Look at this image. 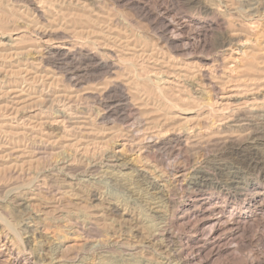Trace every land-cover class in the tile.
I'll use <instances>...</instances> for the list:
<instances>
[{
	"label": "rangeland",
	"instance_id": "rangeland-1",
	"mask_svg": "<svg viewBox=\"0 0 264 264\" xmlns=\"http://www.w3.org/2000/svg\"><path fill=\"white\" fill-rule=\"evenodd\" d=\"M54 1L55 2H53V0L52 1L48 0L46 2L47 10L50 9V11L46 10V16L50 19L55 18V16L56 18H60L63 13L67 15L65 16L62 15L61 18L62 22H64L65 20L66 24L68 23L70 24L69 22L70 19L68 17L70 16L72 17L71 23L72 21H74V16H72L74 12L71 11L74 10L76 11L75 13H80L82 11L80 10V8L77 9L76 5L70 4L68 2L67 3L69 5L68 4L64 5L63 3V7L66 6L65 8L67 10L71 9V7L73 8L71 11L70 10L67 11L65 8L62 7V5H60L62 4V1H58L59 4H57V0ZM97 1L101 2L102 4H99ZM11 2L13 5L11 4ZM48 2L52 4L53 3L56 4L54 5V7L55 8L57 7V9L54 8L55 9L54 10L53 5L52 4L49 5ZM96 2L95 4H93V6L92 4L88 5L89 9H96V10L99 9L100 12L103 11L107 13L110 12L113 14L115 13L116 14L115 17H118L117 19L120 20L119 22L122 23V24L118 23L119 27L121 25L120 27L121 31L118 26H117L118 29L117 28L116 29L122 33L123 32L125 34L128 33L131 36L134 35L132 40H134V44L137 46V48L141 46L140 45L141 43L142 45H144L143 43L146 44L148 43V45L151 47L153 46L155 48L157 47L154 53V57H157V59H155L154 62L157 61L160 65L164 64L165 67L170 66L169 64L170 62L171 64L174 62L172 65H175L177 62H181V63L191 62L197 64L198 62L199 63L201 62L203 65L205 64L206 66L209 64L211 66L212 65L215 66L212 67L213 69H215L214 71L215 73L213 75L214 77L213 81H217L216 83L218 84V88H219L217 89L218 90L217 92L216 91L215 93L212 92L209 89L207 81L205 80L206 82L205 83L203 81L204 79L198 77L199 75L196 74L195 77H192L190 79L192 81L188 79L189 82L196 83L191 85V87L190 85H187L189 87L188 88L187 86H185L186 84H184L185 87H182V85L180 84L182 87L181 88L177 84L180 87V90L178 86H174L173 87L174 89L171 92L168 91L169 92L168 93L166 91V94L168 93L169 99L170 98L172 99V100L168 99L169 100L168 101L167 100L168 97H165L167 96L166 94L165 96L162 94L163 96L162 98L159 91H157L158 94L157 92L155 93L156 91L155 86H152L153 89L155 88L154 90L148 86L151 83H153V81L151 80L152 78L156 83H158L157 77L159 75L158 73L157 75L152 73L157 69L155 70L154 69L155 67L152 66L151 63H149L150 60H143V58L135 56L134 58L136 60L138 58L136 62L133 57L131 60L130 58H127V56H125L124 58L131 60V62L135 61L132 64L127 59H126L127 61H124L125 63L122 60L124 58L121 59L122 61H120L119 64H122L121 62H123L125 66L128 67V69L130 68V71L128 72L127 70L125 71V69L127 68L124 67L123 69L124 65H120L121 66L120 69L124 70L123 71L124 74L121 72V76L119 75L118 79L121 80L122 78H124L123 77L124 75H129L131 73L129 77L130 79L132 78L131 80H133L134 82H137L138 80L139 81L144 80L143 82L138 81L139 84H137L138 82L134 83V85L136 84L135 85L136 87H134V85L132 86L133 81L130 83L131 85L129 86H131L132 89L139 87V89L138 88L136 89L137 91L131 89L134 92V94L136 93L135 95L133 94L134 96L133 99L136 100V101L133 100V102L140 107V110L143 108V112L146 113L147 111L148 114L149 113L150 115L153 114L152 115L153 117L155 116L158 117L160 115V117H158L159 120L161 118L163 119V117L167 118V121L166 120L164 121V119L160 120L161 123L162 122L163 124L165 123L164 125H162V129H163L162 134L164 135L167 134L169 131H172L174 127L178 128L180 126L193 123L192 121L196 119L194 118V113H195L194 110L198 109L202 105H203L202 107H204L205 109L206 104L211 103V101L215 102V104L221 103L224 106H226L227 104L228 105L231 104L234 105L233 103L238 104L243 100L248 101L251 100V98L252 100L253 99L262 100V98L264 99V70H262L264 69V0H189V1L184 0V2L180 4H177L175 0H139V2L146 4V6L155 9L157 12H160L163 9V7H166L167 5L169 10V15H171V17L173 18L175 17L174 19L178 20L179 22L185 23L184 27L186 28L184 30V33H182V36L185 38L184 41L186 45L183 43L184 41H181L179 45L182 46V48H186L187 50L184 49L186 51L182 53L178 52L180 54L172 53L170 51L171 50L170 48L162 46L164 44L157 38L158 35L154 32L156 30L150 27L151 25L149 22L150 20H147L145 17L136 13V8L134 6L129 5L126 2H122L121 5L115 4L112 0H102V1L96 0ZM14 4L17 8L14 7ZM111 4L115 7H113ZM58 5L61 6L59 7L60 11H58L59 14L61 13L60 17H58V13H57V10H59ZM106 8L109 11H106L107 10ZM17 9H19L17 4L13 3L12 0H0V20L4 19L3 24H5V27L3 25L4 27L3 30L7 31V29H5L6 26L7 28L10 29L12 25L11 20L13 19H14L13 24L16 26L19 22L21 25H23L24 20L29 21L30 19V17H28L29 14L28 13L26 14L25 13L26 11H22L23 12L22 13L20 9H19L20 11ZM63 9L66 11L63 12ZM15 12L17 13L15 14ZM18 15H20L18 17L20 19L16 18V16ZM21 15L23 18L21 17ZM25 15H27V18L25 17ZM183 16H185V18H183ZM180 17L182 18L180 19ZM66 18H68L69 20H67ZM78 18L79 20H84L83 17L82 19H80V17ZM15 20H17L18 22H16ZM126 24L128 26L127 28H126ZM26 27L28 29L30 28L29 26ZM233 27L234 29L236 28L237 32L241 34L239 36V39H237V37L233 35L231 36V38L229 37V40L231 42L226 43L224 46H222L221 42L223 40V37H225L224 34L225 29L231 30L233 29ZM12 28H14L13 25L11 27V31ZM9 29L8 32L10 33L11 31ZM28 29H26L25 31L29 32L30 29L29 30ZM27 32L21 33V34H26L23 35L24 38L22 37V41H17L19 42L18 46L19 47L21 46V49L22 47L24 49L25 46H26L25 48H29L31 44L33 45L34 43V42L32 43V40L30 41L28 40V38H26L28 35ZM129 32L132 33L130 34ZM136 35H138L137 36L138 41L135 37ZM156 38L158 39V41ZM0 40L3 42L2 45L0 41L1 43L0 60L1 59L3 60L4 57H6V59H4L6 61L1 60L0 65L1 63L8 64L10 62L19 64L22 61L23 63L26 62L29 65V62L27 60L31 59L30 53L28 54L29 56H26L27 55L26 53H24V55L20 53L21 55H23V56L20 55L21 58L19 57L18 53L15 56H13L12 55V53H14L13 51H18V52L21 51V49L17 45H15L16 42L14 43L10 42V40L1 37ZM150 42L153 43V46L152 44H150ZM8 43H10V45ZM11 44L13 47L11 46ZM160 45L162 47L161 50L159 49L160 47L158 48V46ZM17 47L19 48L18 50ZM8 49L11 50L10 54L12 55V57L11 55L8 54V52H10ZM166 50H168L169 53ZM160 52L163 54L161 55ZM4 53L7 56H5ZM2 55H4V57ZM24 56H26L25 59L26 58L29 59L25 61L23 58ZM7 57L9 58L8 60ZM171 57L174 58V60ZM169 58L172 59L173 61L170 60ZM17 60L18 61L20 60V62H17ZM128 61L129 63H127ZM143 61L144 63L147 64H143ZM165 61L167 62V64H165L166 63ZM141 62L144 66L148 68V70L146 69V67H143V70H141L143 66L141 65ZM128 64H130V66H128ZM134 64H139V65H137L138 66L137 67ZM133 66L137 68H134ZM52 67L54 68V70L52 69ZM0 68L3 70L1 71L0 69V83H1L0 89L2 90V89H6L7 88L6 86L10 85L9 81L12 80V76L10 74V71L4 72V69L7 70V68L9 67L7 68L0 67ZM131 68L132 70L133 69L135 70L131 71ZM150 68H153L154 71H149L151 70ZM44 69L45 71L39 70L38 72H36L37 75L36 73L34 74L36 75V79H34L35 77L34 75H32L33 76L32 83L36 82L35 80H38V84L37 82L35 83L37 86L35 84L30 85L31 84L30 83L25 88H28L27 90L28 93L30 92L28 96L33 95V97L35 98L37 97V94H41V95L43 94V96H45V100H44L45 103H41V105H38L39 102H36L34 98H30L32 96H30L29 97L30 100H28L29 99L28 97H25L23 95L18 97V94L16 96L15 95L9 96V94L5 96L6 93H4V95L2 96L0 95L1 116L8 115L9 119L7 121L11 123L10 125H13L15 127V125L17 124L16 128L20 126L18 128V131H20L21 133L23 132L22 134L19 132V135L18 136L16 135L19 138L14 137L15 140L12 138L8 139L9 138L8 136L7 138L6 136H3V134L0 133V139L3 137L0 141L4 140L9 142L8 144L2 145V147H0L1 148L0 226L3 227V228L0 227V232L3 231L2 233H4V235L7 237L9 244L8 247L10 250V251L4 249L1 250L3 252L0 253V264H14L15 258L20 259L15 264H181L178 258L173 255V251L176 250L180 245L178 237L184 239L188 238L191 241L188 245L189 247L191 246L192 248L198 246L196 242L200 238H203L202 231H198L195 234L191 233L188 231V229L184 228V224L180 223L181 226H171V230L174 233L175 232L176 233L174 235L175 239H172V241H170L169 244L168 243L166 244L164 241H162L160 236L159 238H156L158 237L157 235H155L156 237L153 235L150 236L151 235L150 230H152L151 231L152 234L154 231L153 228L154 221H155V226H157V224L159 223L161 224L160 220L162 219V216L160 215L161 213L159 211H155L156 208L154 209V211H152L151 208L152 204H150L147 201L146 195L143 193L145 191L147 192L146 185L141 183L139 180H136L137 179L136 175L132 173H136L138 169H140L142 166H146V168L151 172L150 174H153L151 176H156V178L157 175L159 177V174L163 173L162 175L166 176V178L164 177V179H167V176L169 178L171 174L167 175L168 173L164 171L165 169L163 168V166L157 163L156 160L151 159L144 153L141 154L138 152L137 154V149H135L137 147L136 145H133L135 142L131 141L133 140V138L130 136V133L127 132V130L130 129L129 125L132 127L133 122L132 124L131 121L125 123L126 125H128L127 128V126H125L124 123L122 124V122L117 118V116H115L114 113H111V115H109L108 118H106L104 121H101L100 119L101 112L105 109L106 105L104 104L101 105V102L92 101L90 98L86 97V94L84 92L89 91L92 88V86L93 88L94 86L97 87L98 86L97 84L99 83L101 84V81H105L104 78H102L101 80L100 78L101 75H100V77L96 78L95 80L96 82L93 80L94 81L93 83L96 84L95 85L91 82V78H92L91 75L94 76V74L90 75V73H85L84 75V73H80L81 74L80 80L82 81V83L79 86H77L78 90L76 92L73 91L72 94L74 96L73 99L75 101L72 103H67L66 102L67 100L64 97H60V95L62 96L63 93V96H68V94L72 92L71 91L72 88L69 82H66V79L62 74L63 68L61 67L62 69L61 70L59 68H56L55 66L52 65L49 66V64L48 65L46 64L44 66ZM139 69L142 72L139 71ZM145 69L147 73H150V75L146 73ZM121 70H119L117 73L120 74ZM51 71L53 74L52 73L49 74L54 75L53 76L54 78L53 77L50 78L52 75L50 76L45 73ZM6 72L7 75L9 72L8 76L6 74H3ZM38 73L41 75H39ZM137 73H140L139 74L140 77L143 76V73L145 75L143 78H139V76H137L139 79H136L135 74ZM132 74H134L135 76H133ZM148 75L150 77L152 75L153 76L150 79ZM147 77L150 79V82L146 80ZM85 78L87 82H85ZM53 79L55 80L54 86L56 87L52 86V84H54ZM88 80H90L89 83ZM145 82H148L149 84ZM155 84H151V85H155ZM139 85L142 86L141 88L143 89H141ZM220 85L222 87H220ZM238 87L240 88L238 89ZM150 88L152 91L150 90ZM193 88L194 89L197 88L196 90H198L199 93L198 92H196L197 94L193 93L194 92ZM181 89H186V91H188L187 93L191 94L193 97L190 98L184 97L186 92L182 91ZM142 90L143 92L140 94V91ZM137 92L139 93L138 96H137ZM56 93L59 97V98L57 97L59 100L56 98ZM142 94H144L143 95L144 97L142 96L141 98ZM46 96L50 98V100L46 98ZM147 96L149 98H147ZM20 97L21 98L25 97L22 99L24 103L23 101L22 102L20 101L21 100ZM139 97L141 98V100ZM171 104L173 105L175 104V106ZM185 107L186 108L190 107L191 110H189L190 109L189 108L187 109L188 110L187 111L185 110L186 109ZM192 107L193 108L195 107V109L193 110ZM15 108L17 109V111ZM18 109H20L21 111ZM152 110L153 112H151ZM14 111L16 113H14ZM37 113H38V117H37ZM40 113L44 114V117L42 115L39 116ZM163 113H165V115ZM167 115H169L170 118L173 117V119H170ZM186 116L187 117L189 116L188 117L189 120ZM19 118H21L22 121L20 120L19 122ZM45 118L46 119L48 118L47 119L48 121ZM10 119L13 120L10 121ZM61 120L64 121L62 122ZM171 121L172 122L174 121L173 124ZM197 121L198 120H195L194 122L197 123ZM21 122L23 123L21 124ZM37 122L41 123L42 125L38 124ZM43 122L46 125H44ZM166 123H169V125ZM170 123L172 125H170ZM35 124H38V126L41 125L42 127H38ZM21 125H24V127L23 126L21 127ZM32 125L33 127H35V129L33 127L31 128ZM100 126L101 127L104 126L103 128L105 129L107 128L105 130L107 131L106 134H108L106 135L107 136L106 138H109L111 135L113 138L115 136L118 137V138L115 137L114 139L107 141L108 142L107 146L110 148H106V145L105 147H103L104 145L103 146L101 145L100 139L102 133ZM43 129L45 130L44 133H42V131H44ZM34 130L39 132V134L41 133L40 136ZM26 131H27L26 133L27 135L25 134ZM114 134L115 136H113ZM21 135L22 137L24 135L25 136L21 139L20 137ZM42 136H44L43 139H48L46 140L47 142H45V140L42 141L43 140ZM84 136L86 137V139ZM124 136L125 138L127 136L128 137L127 139H129L130 141L127 140L126 146L122 149V151L125 153H123L122 151L120 153V151H116L118 147L120 148V146H116L115 142L111 144V142L116 141L117 139H123ZM243 136L244 134L242 133L240 140H243L245 138V137L243 138ZM91 137L93 142L91 141ZM51 139L55 140V142L52 141ZM253 139H248V138L244 139V142H242L244 143V146H241V148L238 145H234L233 142L236 143V141H233L232 143L227 142L226 144H221V145L218 144L219 146L216 143L214 144L212 143L213 146L208 147L209 149H207V151L202 152L203 155L202 153L201 154L199 153V156L198 154H195V158L193 159V161H188V162L184 160L181 154L174 153V155H172L171 161L176 162V164L182 167L184 165L185 173L182 180L183 182L190 181L192 178L193 169L202 166L203 164H205L206 161H209L210 164L212 165L221 162L224 163L223 166H225L226 170L238 172L235 175L236 178H234V181L237 184L244 186V184L247 183L248 187H258L260 189H263L264 163L259 162L255 168L250 170V172L246 170V165H247L246 161L248 163L249 161L264 160V136L263 138L255 137ZM14 142L16 143L14 144ZM72 143L74 145H72ZM3 146L7 148L9 147L13 148L14 146L18 148V150L22 149L23 151H25L26 152L25 156H22L23 158L22 162L19 161L17 162L18 164L15 163L14 156L10 155L11 148L8 149L9 150L8 151L7 148H4ZM4 150H6L7 152H5ZM112 151L114 153H112ZM31 153L33 157L32 155H30ZM110 154H114L115 156L117 154L118 156L116 158H118L117 160L118 162L109 161L107 155ZM105 155L106 158H104ZM249 156L251 159H249ZM136 157L138 161L137 159H134ZM103 162L105 164H103ZM119 162L121 164L123 162L124 165H120ZM117 163H119V165ZM149 165L153 166L152 168H154L155 170L152 169L151 166ZM241 167L244 168L242 169ZM122 171L125 172L123 173ZM103 172H105L106 174ZM118 172H120V174ZM101 175L103 176L101 177ZM120 175H123V177H121ZM126 175L129 176L131 179ZM139 186L144 188L145 191L142 188L141 189L137 188ZM142 196L143 197L145 196L144 197L145 199ZM178 199L181 203L186 201L185 196H179ZM218 202L220 203V204L218 203V205L222 204L220 200ZM109 205L110 207L108 208ZM111 205L112 206L116 205L118 209L113 210L111 208ZM234 205L237 204L234 203ZM112 210L115 211L116 213H114ZM225 215L227 214L225 213ZM262 216L264 218V214H262ZM129 217H131L130 220ZM156 217L158 219H156ZM249 239L251 241H249ZM160 240L165 244L159 243ZM174 243H176V245ZM202 256H207V253L205 252L204 254H202ZM200 258L202 259L201 262L204 261L203 257ZM208 258L209 260L205 262V264H243L244 262L247 263L252 262V264H264V225L255 223L252 226L251 230L245 234L244 242L238 245L235 249L220 254V256L211 255Z\"/></svg>",
	"mask_w": 264,
	"mask_h": 264
},
{
	"label": "bare ground",
	"instance_id": "bare-ground-1",
	"mask_svg": "<svg viewBox=\"0 0 264 264\" xmlns=\"http://www.w3.org/2000/svg\"><path fill=\"white\" fill-rule=\"evenodd\" d=\"M12 1H13V3L17 4V6L21 10V12L26 11L25 13L29 14L28 17H30V19H29V21L24 20L23 25H21L19 22L17 24V26L13 24L14 19L11 20L12 25L14 27V28H12V31H11L12 25H11L10 29L7 28V26H6L5 29H7V31L3 30L5 27V24H3L4 19L0 20V37L8 39V40H10V42H13V43L16 42L15 45L18 46L19 42H17V41H22L23 35H26V34H21V33L27 32V31H25L26 29H28L26 26H29L30 31L27 32L28 35H27V37L26 36L25 37L28 38V40H30V41L32 40V43L33 42L34 43H33V45L31 44L30 47L27 45L29 48H25L26 47L25 46L24 49H23V47L21 49V46L20 47L18 46L21 49V51H19V52L13 51L14 53L15 52L16 53L15 54L12 53L13 56H15L18 53L19 57L21 55L20 53H22L23 55H24V53H26L27 54L26 56H29L28 54L30 53L31 54L30 60H27L29 58L25 59L26 56L23 57L25 61L27 60L29 62V65L25 61H24L25 63H23V61L21 62L22 65H21V63L17 64V63H13V62L12 63L10 62L8 64L1 63L0 67H2V68L9 67V68H7V70L4 69V72L10 71V74L12 76L13 81L12 80L9 81L10 85L8 83L9 86H6L7 87L6 89H2V90L0 89V95L2 96V95H4V93H6L5 96L7 94H9V96L10 95L16 96L18 94V97L23 95V96L28 97V98L30 96H32L30 98H34L33 95L28 96L30 94V92L28 93L27 92L28 88H25V87L27 85H29L30 83H31L30 85L35 84L36 82L38 84V80H35L36 82L32 83L33 82L32 81V79H33L32 75H34L39 70L45 71L46 68L44 69V66L46 64L47 65L49 64V66L52 65V66H55L56 68H59V69H61V67L63 68V70L61 69L63 72L62 74L64 75L66 82H69V84L72 88V90H71L72 92H70L68 94V96H63V93H62V96L60 95V97H64L67 100L66 101L67 103H72L75 101L73 99L74 96L72 95L73 91L76 92L78 90L77 86H79L82 83V81L80 80V76H81L80 73H84V75H85V73H90V75L94 74V76L91 75L92 78L89 76L91 78L92 83L96 80V78L100 77V75H101V77H100L101 80H102V78H104L105 81H101V84L100 83L97 84L98 85L97 87L94 86V88H93V86H92V88L89 91L84 92L86 94V97L90 98L92 101L101 102V105L102 104L106 105L105 109L101 112V118H100L101 121H104L106 118H108L109 115H111V113H114L115 116H117V118L122 122V124L128 123L130 121L132 124V122H133L132 127L129 125L130 129L127 130V132L130 133V136L133 138V140H131V141L135 142L133 145H136V147H137V148H135V149H137V154H138V152L141 154L144 153L145 155H147L151 159L156 160L157 163H159L163 166V168L165 169L164 171H166V173H168L167 175L171 174L169 176V178L167 176V179H164V177L166 178V176H163L162 175L163 173L159 174V177L157 174H154V175H157V178H156V176H151L153 174H150L151 172L146 168V166H142L141 168L138 167L140 169H138V171L136 173H132V174L136 175V178H137L136 180H139L141 183L146 185L147 192L144 190V188H142L140 186L137 188H140V189L142 188L145 191L143 193L146 195L147 201L150 204H152V207H151L152 211H154V209L156 208L155 211H159L161 213L160 215L162 216V219L160 220L161 224L159 223V224H157V226H155V221H154L153 234L151 232L152 230H150L151 235L150 234L149 235L150 236L157 235L158 237L155 236L156 238H159V236H160L162 241H164L166 244L167 243L169 244V242L172 241V239H175L174 235L176 233V232L174 233L171 230V226H181L180 223H182V224H184V228L188 229V231L191 233L195 234L198 231H202L203 238H200L201 236L199 237L200 239L196 242V244H198V246H196V247H192V248H191V246L189 247L188 244L191 241L188 238L184 239V238L178 237L180 245L179 244H178L179 246L177 245L178 248L176 250L173 249L174 250L173 255L178 258V260L180 261L181 264H205V262H207L209 260V258H208L209 256H211V255H219L220 256V254H223V253H226L232 249H235L238 245L243 243L245 234L251 230L252 226L255 223L264 225V218L262 216V214H264V188L260 189L258 187H248L247 183H245L244 186L239 185L234 181V178H236L235 175L238 173L237 171L234 172V171L226 170L225 166H223L224 163L220 162V163H215L214 165H212V164H210L209 161H206L205 164H203L202 166L194 168L192 171L191 180L188 182H183L182 180H183V176L185 173L184 165L182 167V166L176 164V162L171 161L172 155H174V153L181 154L186 162L193 161V159L195 158V154H198V156H199V153L201 154L202 152L207 151V149H209L208 147L213 146L212 143L213 144L216 143L217 145L218 144L221 145V144H226L227 142L232 143L233 141H236V143L233 142L234 145H238L241 148V146H244V143H242V142H244V139H247V138L253 139L255 137L256 138H258V137L263 138V136H264V99L263 98H262V100H260V99H258V100L253 99L252 100V98H251L252 101L251 100H248V101L243 100V101L239 102L238 104L233 103L234 105H232V104L228 105L227 103H225V104H227L226 106H224L221 103L215 104V102H212V101H211V103H209L210 102L209 101L208 102L209 104L205 103L206 104L205 109H204V107H202L203 105L199 107L200 109L198 107H196V108H198L196 110H194L195 107L194 108L192 107L194 112H195V113L193 112L194 118H196V119H194V121L198 120L197 123L191 120L195 124L191 123V124H186L184 126H180L178 128L174 127V129L170 128V129H172V131H169V129H168L169 132L164 135V134H162V130H163L162 125H164L165 123L164 124H163V122L161 123L160 120L164 119V121L165 120L167 121V118L165 117L166 118L165 119L163 117V119L161 118L159 120L158 117H160V115L158 117L157 116L153 117L152 116L153 114L150 115V113L148 114L147 111H146V113H147L146 114L145 112H143V108L141 109L142 110L141 111L140 107L138 105H136V103L133 102L134 92L132 90L137 91L136 89L137 88L139 89V87L132 89L131 86H129V85H131L130 83L133 81V80H131L132 78L130 79V77H129V75L131 73L130 74L128 73L129 75H124V76L122 75L124 77V78H122L123 80L118 79L119 78L118 76L119 75L121 76V72L124 74V72H123L124 67L127 68V69H125V71L126 70H127V72L130 71V68L128 69V67L125 66L124 61L129 60L127 58H130L132 60V57L134 58L135 56L141 57V58H143V60H150L149 63H151V65L155 67V68L154 67L153 68L155 70L157 69L158 72H157V70L154 71L153 68H150L151 70H149V71H154L152 73L156 74V75H157V73L159 74L157 77L158 80L156 79L158 83H156L153 80V78L151 79V77L153 75L151 77L149 76L150 73H147V71H146V69L148 70V68L143 65V64H147V63H144V61H143V64L141 62V65H143L141 70H143V67H146L145 71L147 74H149L148 77L153 81V83H151V84H155V83L156 84L155 85L150 84L151 85L150 86V85H148L149 84L148 82H145V83H148L147 85L149 87H151L152 89H153L152 86H155V88H156L155 93L157 91H159L162 98H163L162 94L165 96L166 91L171 92L174 89L173 88L174 86L179 85L181 87V85H182V87H185L187 85H190V87H191V85H193L195 82L191 83V82H189V80L192 77H195L196 74L199 75L198 77H201L202 79H204L203 80L204 82H205V80L207 81L209 89L212 92H214V93H215V91L217 92L218 91L217 89H219L218 84L216 83L217 81H213L214 80L213 75L215 73L214 72L215 69H213L212 67H215L214 65L211 66L209 64L206 66L205 64L203 65L201 62L200 63L198 62V64H197V63H191V62L190 63L189 62L188 63H181V62L175 61V62H177L176 63L177 65L176 64L172 65L174 62L172 64L170 62L169 63L170 66L165 67L164 64H163L164 65L163 66V65H160L157 61L154 62V60L157 59V57H154L155 49H157V47L155 48L153 46V43L150 42V44H152L153 47L149 46L148 43L147 44L143 43L144 45H142V43H141L140 44L141 46L139 45L140 47L137 48V46L134 44V40H132L134 35L131 36L128 33H127L128 34L127 35L124 32L123 33L120 32L121 31V28H120L121 25L119 24L120 25V27H119L118 23H121V22H119L120 20L117 19L118 17H115L116 16L115 13H114L115 14L114 15L113 13H110V12H108V13L103 12V11L100 12L99 9L98 10L89 9L88 5L92 4V6H93V4H95L96 0H57V4H59L58 1H62V4H60V5H62V7H63V3H64V5L70 3L73 5H76L77 9L80 8V10H82L80 13H75L76 11H74V10L71 11L73 7H71V9H68V10L65 8L66 6L63 7L67 11L70 10L71 12H74L72 14V16H74V21H72V23H71V19H72L71 16L68 17L70 20L68 18H66L70 22V24L67 22L69 25L66 24L64 19H63L64 22H62V19H61L62 15L65 16L67 14L62 13V15L60 17L61 13L59 14L58 11H60L59 7H61V6H59V5H58L59 10H57V13H58V17H60V18H56V16H55V18L50 19L46 16V10H47V6H46L47 3L46 2L48 0H12ZM99 1H102V0H99ZM112 1L115 4L121 5L122 2H126L129 5L134 6L136 8V13L145 17L147 20H150L149 21L151 24L150 27H152L154 30H156L154 32L158 35L157 38L164 44L162 46L170 48L171 49L170 51L172 53L180 54L178 52L182 53V52L187 50L186 48H182V46L179 45V43L181 41H184V39H185L182 36V33H184V30L186 28V27H184L185 23H181L178 20L174 19L175 17L174 18L171 17V15H169V10H168L167 5H166V7H163V9H162L163 11L161 10L162 12L161 11L157 12L155 9H153L149 6H146V4H144V3L139 2V0H137V1L136 0H112ZM175 1L177 4L184 2V0H175ZM187 1H189V0H187ZM53 2H55V1L53 0ZM98 3L102 4L101 2H98ZM11 4H12V2H11ZM48 4L51 5L52 3L48 2ZM52 5H53V9H54L55 8L54 5H56V4L53 3ZM14 7H16L15 4H14ZM113 7H115V6H113ZM204 7H205V5H204ZM103 8H105V7H103ZM19 9H17V10H19ZM55 9H57V7ZM108 9L106 11H109ZM211 9H212V7H211ZM66 10L63 9V12ZM47 11H50V9ZM71 12H70V14H71ZM16 13L17 12H15V14ZM55 14H56V12H55ZM70 14H68V15H70ZM52 15H53V13H52ZM19 16L20 15L16 16V18H18ZM77 16L80 17V19H82V17H83L84 20H79V18ZM168 16H170V17H168ZM10 17H12V16H10ZM21 17H22V15H21ZM25 17L27 18V15H25ZM25 17H24V19H25ZM52 17H54V16H52ZM181 18L182 17H180V19ZM183 18H185V16H183ZM7 19H8V17H7ZM10 19H12V18H10ZM18 19H20V18H18ZM60 19H61V21H60ZM15 21L18 22L17 20H15ZM63 23L65 24V26ZM3 25H4V27H3ZM117 26L120 28V31L117 30L118 29ZM127 27L128 26L126 24V28ZM8 29L11 31L10 33L8 32ZM224 34H225L226 38L223 37V40L221 42L222 46H224L226 43L231 42L229 40V37L231 38V36L234 35L235 37H237V39H239V36L241 35L239 32H237L236 28L234 29V27L231 30L225 29ZM137 36L138 35L135 36L136 39H137ZM158 39H157V41H158ZM137 41H138V39H137ZM157 41H155V42H157ZM1 43L3 45L2 41H1ZM183 43L186 45L185 41ZM8 44L10 45V43H8ZM12 44H11V46H12ZM185 45H183V46H185ZM18 47H17V50L19 49ZM3 48H4V46H3ZM158 48L161 50V48H162L161 45L158 46ZM184 49H186V50H184ZM9 51L10 52H8V54L11 55L10 54L11 50H9ZM166 51H168V50H166ZM161 52H160V54L162 55L163 53H161ZM6 53H7V50H6ZM158 53H159V50H158ZM168 53H169V51H168ZM4 55L7 56L5 53H4ZM4 55H2V56L4 57ZM9 55H8V57H9ZM12 55H11V57H12ZM23 55H21V56H23ZM125 56H127V58H124ZM8 57H7V60L9 59ZM177 57H178V55H177ZM122 58H124V59H122ZM4 59H6V57H4ZM4 59L3 60L1 59V60L6 61ZM13 59H14V57H13ZM121 59L123 60L124 63L121 62L122 64H119L120 61H122ZM172 59L174 60V58H172ZM172 59H170V60H172ZM185 59H186V57H185ZM131 60H129V61L131 62ZM134 60L137 62L138 58H137V60L134 58ZM160 60H162V59H160ZM129 61L127 63H129ZM135 61H133L131 63L133 64ZM191 61H193V60H191ZM17 62H20V60L19 61L17 60ZM146 62H148V61H146ZM163 63H164V61H163ZM165 64H167V62ZM120 65H124L122 70L120 69L121 68ZM134 65L137 66L139 64H134ZM128 66H130V64H128ZM137 67H134V68H137ZM139 68H140V66H139ZM52 69L54 70L53 67H52ZM119 70H121L120 74L117 73ZM133 70H135V69H133ZM133 70L131 68V71H133ZM141 70L139 69V71H141ZM262 70H264V69H262ZM1 71H3V70L1 69ZM52 71L51 72H45V73L47 75H50L49 73H52ZM140 73H137L138 75L135 74L136 79L144 77L145 74L143 73V76L140 77L139 76ZM3 74L7 75V72L3 73ZM95 74H97V75H95ZM8 75H9V72H8ZM36 75H37V73H36ZM36 75H34V77H35L34 79H36ZM39 75H41V74H39ZM132 75L135 76L134 74H132ZM53 76L54 75H52L50 78H52ZM87 76H88V74H87ZM137 76H139V78ZM148 77L146 80H148L150 82V79ZM154 78H155V76H154ZM197 79H199V78H197ZM53 81H54V84H52V86L56 87V86H54L55 80L53 79ZM89 81L90 80H88V83H89ZM143 81L144 80H142L141 82H143ZM190 81H192V80H190ZM85 82H87L86 78H85ZM137 82L133 81L132 86L134 85V83H137ZM139 82L137 84H139ZM93 84H95V83H93ZM184 84H186V85L184 86ZM135 85H134V87H136ZM221 85H220V87H222ZM3 86H5V85H3ZM144 86H145V84H144ZM141 87L142 86H140V88ZM180 87H179V90H180ZM240 87H238V89ZM32 88H33V86H32ZM71 88H68V89H71ZM151 88H150V90H151ZM188 88H186V89H188ZM141 89H143V88H141ZM186 89H181L182 91L186 92L185 96L184 95L183 96L187 97V98L193 97L191 94L187 93L188 91H186ZM196 89L197 88H195L193 90L194 91L193 93L198 92V90H196ZM198 89H200V88H198ZM246 89H248V88H246ZM62 90H64V89H62ZM30 91H31V89H30ZM142 92H143V90L140 91V94ZM50 93H52V92H50ZM168 93L166 94L167 96H165V97H168ZM138 94L139 93L137 92V96H138ZM157 94H158V92H157ZM143 95L144 94L141 95V98ZM25 97H23V98H25ZM57 97H58V95L56 93V98ZM23 98H21V100H20L21 102L23 101L22 100ZM30 98L28 100H30ZM46 98H48V97L46 96ZM136 98H138V97H136ZM141 98H140V100H141ZM147 98H149V97L147 96ZM6 99H7V97H6ZM48 99L50 100V98H48ZM168 99H169V97L167 98V100ZM12 100H14V99H12ZM34 100L36 102H39L38 105H41V103H45L44 102L45 96H43V94L42 95L37 94V97H35ZM31 101H33V100H31ZM51 101H53V100H51ZM134 101H136V100H134ZM47 102H48V100H47ZM144 102H145V100H144ZM23 103H24V101H23ZM170 103H171V101H170ZM31 104H32V102H31ZM29 105H30V103H29ZM171 105H173V104H171ZM173 106H175V104ZM46 107H47V105H46ZM189 108L187 107L185 110H187ZM155 109H154V111H155ZM18 110H20V109H18ZM189 110H191V108ZM16 111H17V109H16ZM42 111H44V110H42ZM59 111H61V110H59ZM148 112H149V110H148ZM151 112H153V110ZM14 113H16V112L14 111ZM163 114L165 115V113H163ZM41 115L44 117V114L40 113L39 116H41ZM167 116L169 117V115H167ZM37 117H38V113H37ZM171 117H172V115H171ZM177 117H176V119H177ZM10 118H12V117H10ZM180 118H181V116H180ZM8 119H9L8 115L1 116V113H0V133L3 134V136H6V137L8 136L9 137V138L7 137L8 139H11V138L14 139V137H17L19 135L20 131H18V128L20 126H18V128H16L17 124L15 125V127L13 125H10L11 123L9 121H7ZM170 119H173V117ZM12 120L10 119V121H12ZM20 120H21V118H19V122H20ZM188 120H189V118H188ZM39 122H37V123L41 124ZM173 122H172V124H173ZM22 123L23 122H21V124ZM38 124H35V125L38 126ZM43 124L46 125L44 122H43ZM166 124L169 125V123H166ZM172 124L170 123V125H172ZM41 125L38 127H42ZM220 125H221V128H220ZM22 126L24 127V125H21V127ZM25 126H26V124H25ZM66 126H68V125H66ZM119 126H117V127H119ZM125 126H127V128H128V125L125 124ZM32 127H33V125L31 126V128ZM103 127H101V133H102L101 139H100L101 145L102 146L104 145L103 147H105V145H106V148H110L107 146V144H108L107 141L114 139L117 136H115V134H114L113 135V136H115L114 138L112 137V135L109 138H106L107 137L106 135H108V134H106L107 131H105V130L107 128L105 129ZM169 127H171V126H169ZM217 127H219V128H217ZM31 128H30V130H31ZM33 128L35 129V127H33ZM70 129H71V127H70ZM165 129H167V128H165ZM37 130H40V129H37ZM21 131H22V129H21ZM34 131H36V130H34ZM44 132H45V130L42 131V133H44ZM104 132H105V134H104ZM120 132H121V130H120ZM26 133H27V131L25 132V134ZM37 133L39 134V132H37ZM242 133L244 134L243 138L244 137L245 138L243 140H240ZM40 134H39V136H40ZM109 134H110V132H109ZM97 135H100V134H97ZM20 137H21V139L23 138L22 135ZM122 137H123V135H122ZM17 138H19V137H17ZM43 138H44V136H42V139ZM127 138H128L127 136H126V138L124 136L123 139H117V140L115 139L116 141H112V142L110 141V142H111V144H113V142H115L116 146H120V148L118 147L119 149L116 147L117 150L116 149L115 150L120 151V153H121L122 149L127 144V140H129ZM74 139H77V138H74ZM85 139H86V137H85ZM98 139H97V141H98ZM44 140H45V142H47L46 140H48V139H43L42 141H44ZM52 141L55 142V140H52ZM91 141H92V137H91ZM0 142H1L0 147H2V145L9 143V142L4 141V140L0 141ZM80 142H81V140H80ZM15 143L16 142H14V144ZM51 144H53V143H51ZM72 145H74V144L72 143ZM245 145H246V143H245ZM4 148H7V147H4ZM8 149L11 150L10 155L14 156L15 163H17L19 161L22 162V159H23L22 156H25V153H26L25 151H23L22 149L18 150V148L14 147V146H13V148L12 147L7 148V150ZM109 150H112V149H109ZM252 150H254V149H252ZM0 151H1V148H0ZM4 151L7 152L6 150H4ZM113 151H112V153H114ZM101 153H102V151H101ZM123 153H125V152H123ZM4 154H6V153H4ZM30 155H32V153ZM202 155H203V153H202ZM6 156H8V155H6ZM117 156H118L117 154H116V156L114 154H110V155H107V158H109V161L113 162V161L118 160V158H116ZM32 157H33V155H32ZM104 158H106V155ZM119 158H120V156H119ZM134 159H137V157ZM249 159H251L250 156H249ZM137 161H138V159H137ZM104 162H103V164H105ZM145 162H146V160H145ZM259 162L264 163V160L263 161H258V160L249 161L248 163L246 161V164H247L246 170L250 172V170L255 168ZM119 163H117V164L119 165ZM120 165H124V163L122 162V164L120 163ZM149 166H151V165H149ZM152 167L153 166H151V168ZM135 168H137V167H135ZM132 169H133V167H132ZM152 169H154V168H152ZM158 171H159V169H158ZM105 172H103V173H105ZM110 172H111V169H110ZM122 172H121V174H122ZM118 173L120 174V172H118ZM263 173H264V171H263ZM123 175H120V176L123 177ZM102 176L103 175H101V177ZM127 177H129V176H127ZM260 177H262V176H260ZM179 196H185L186 201L181 203L178 199ZM219 200H220V202H222L221 205H218ZM230 203H231V205H230ZM234 203H236L237 205H234ZM109 207H110V205L108 206V208ZM111 208L113 210L118 209L116 205H114V206L111 205ZM148 209H149V207H148ZM144 210H146V209H144ZM113 212L116 213L115 211H113ZM225 213L227 215H225ZM146 214H147V211H146ZM120 215H121V213H120ZM130 215H132V214H130ZM151 215H152V213H151ZM191 216H193V217H191ZM124 218H125V216H124ZM130 218L131 217H129V220H130ZM147 219H148V217H147ZM156 219H158V218L156 217ZM131 220H133V219H131ZM145 223H146V221H145ZM151 224H150V226H151ZM147 226H149V225H147ZM0 227H2V226H0ZM148 230H149V228H148ZM2 232L3 231L0 232V253L3 252V251H1L2 249L9 250V247H8L9 244H8L7 237ZM178 239H177V241H178ZM249 241H251V240L249 239ZM159 243H163V242H161V240H160ZM165 243H163V244H165ZM174 244L176 245V243H174ZM205 252L207 253V256H202V254H204ZM200 257H203L204 261L201 262L202 259ZM19 260H20L19 258H15V263H17ZM243 264H252V262H250V263L244 262Z\"/></svg>",
	"mask_w": 264,
	"mask_h": 264
}]
</instances>
